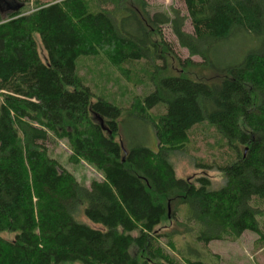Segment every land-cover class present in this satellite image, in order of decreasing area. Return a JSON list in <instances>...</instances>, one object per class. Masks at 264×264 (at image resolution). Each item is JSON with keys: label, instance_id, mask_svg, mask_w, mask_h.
Listing matches in <instances>:
<instances>
[{"label": "trees", "instance_id": "trees-1", "mask_svg": "<svg viewBox=\"0 0 264 264\" xmlns=\"http://www.w3.org/2000/svg\"><path fill=\"white\" fill-rule=\"evenodd\" d=\"M182 1L185 17L152 13L147 0L31 9L0 0V264H182L167 252L174 238L207 246L246 232L264 254V0ZM163 27L187 60L176 58ZM238 35L253 49L217 68L215 50ZM167 56L213 76L173 75ZM95 57L151 87L125 114L153 127L156 150L118 139L122 110L77 75L78 61ZM204 122L221 154L199 167L221 176L218 187L205 176L177 178L169 161ZM54 138L69 145L71 164L86 163L101 179L85 187L50 158ZM166 222L173 227L159 232Z\"/></svg>", "mask_w": 264, "mask_h": 264}, {"label": "rangeland", "instance_id": "rangeland-1", "mask_svg": "<svg viewBox=\"0 0 264 264\" xmlns=\"http://www.w3.org/2000/svg\"><path fill=\"white\" fill-rule=\"evenodd\" d=\"M57 1L59 0H5L9 3V7H12L13 4L22 3L27 9L33 8L35 2L48 4ZM147 3L152 13H167L174 10L178 11L182 17L186 15L182 0H147ZM161 30L164 41L172 46L176 58L181 61L187 60L189 57L188 52L179 46L169 28L163 27ZM183 31L189 34L193 32L189 20L185 22ZM37 43L40 57L44 59L45 54L39 40ZM251 49H253L252 44L244 35L235 36L215 50L214 58L216 60H214V63L217 68H223L226 63L239 61L242 55ZM192 61L200 63L201 59L194 57ZM167 65L171 74L185 76L196 82L208 81L213 76V73H208L207 70L202 71L196 68L183 71L178 62L170 56H167ZM77 75L84 85L90 87L96 97L103 98L122 110L123 115L120 118L118 135V139L121 140L122 144L127 146H131V144L141 145L156 150L157 141L153 127L138 122L125 114L130 111L136 101L152 92L147 82L137 85L134 80L127 78L123 72L110 65L103 57L81 58L78 61ZM152 111L153 113L163 111V106L159 105ZM191 131L192 136L190 135L187 149L183 152H172L169 155V161L175 169L176 177L193 181L198 177L205 176L210 179L214 187L220 186L222 179L217 172H208L199 167L201 164L212 162L215 156L221 154V150L216 148L219 137L213 129L209 128L208 130L207 122L199 124L196 129ZM48 154L50 158L56 160L85 187H88L91 181L101 179L100 173L90 165L83 162L78 165L70 163L71 150L65 140L52 139L49 143ZM262 208L264 211V202ZM81 220L86 222L82 218ZM262 221L264 226V214ZM172 227L171 223L166 222L160 226L158 231L168 232ZM1 237L11 240L13 236L2 234ZM258 238L257 234L246 232L234 242H212L207 246H203L202 244L193 243L189 236L176 237L173 239L175 249L173 251L167 249V252L172 257H176V260L182 264H185V262L180 258L181 255L190 259H198L206 264H264V254Z\"/></svg>", "mask_w": 264, "mask_h": 264}]
</instances>
